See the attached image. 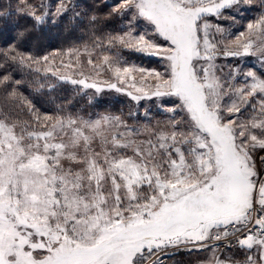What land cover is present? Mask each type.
<instances>
[{"label":"snow or ice","instance_id":"1","mask_svg":"<svg viewBox=\"0 0 264 264\" xmlns=\"http://www.w3.org/2000/svg\"><path fill=\"white\" fill-rule=\"evenodd\" d=\"M240 3L251 0H119L105 19L119 16L123 28L106 32L90 15L88 41L55 70L35 67L47 54L9 50L17 68L82 89L175 100L155 125L81 115L71 102L41 113L18 103L21 81L0 66V264H167L194 250L211 253L201 264H264V71L224 75L215 63L219 54L264 63V14L247 25L256 40L212 22L234 21L223 10ZM76 7L17 0L0 3V19L55 24ZM124 50L163 58L165 71L130 65Z\"/></svg>","mask_w":264,"mask_h":264},{"label":"trees","instance_id":"2","mask_svg":"<svg viewBox=\"0 0 264 264\" xmlns=\"http://www.w3.org/2000/svg\"><path fill=\"white\" fill-rule=\"evenodd\" d=\"M251 1H255V3H243L241 5L243 11L237 12L235 15H227L233 16L234 21L233 19H227L229 22L223 20L221 25L224 27L230 23L229 29L231 31H239L241 27L235 26V20L240 16L238 13L242 14L241 18L247 19L252 18V13L255 12L264 14L262 0ZM33 2H38V0H33ZM44 2L49 4L53 10L57 4V0H44ZM72 2L78 7L59 18L55 24L36 25L32 19L19 14L0 19V66L11 72L13 80L21 81L20 86L16 89L20 96L18 103L30 101L41 113H53L58 105H64L67 108L71 102L70 110L80 112L81 115L90 114L94 117L99 114L111 113L124 117L131 124H139L146 119H165L167 114L161 104L170 102L173 97L147 98L144 101H135L125 93H118L115 90L105 89L101 93H96L95 90H84L67 81L61 82L51 74L44 77L42 72H29L27 69L17 68L9 59L12 55L9 50L12 48H15L16 52L25 55L31 54L33 57H42L47 54L49 59L50 57L67 55L69 49L82 48L91 34L89 32V16L93 14L101 18L97 27L103 28L106 32H119L123 28L125 21L121 17L112 16L105 19L119 0H72ZM0 3L4 5L11 3L15 6L17 0H0ZM74 12H80L81 17L75 18ZM21 33H23L22 36ZM123 56L128 62L145 69L151 68L155 62V66L156 64L161 67L164 66L163 60L157 59L155 55L124 50ZM257 60L260 61L258 63L259 70L264 71V63L259 57ZM44 65H36L35 67L44 68ZM41 84H54L56 87L54 89L48 87L41 89ZM2 96L3 92L0 91V97ZM158 100L161 102L154 105L153 102ZM129 113L133 115L129 117ZM22 116L27 119L26 115L22 114ZM177 254L185 255L180 254V252Z\"/></svg>","mask_w":264,"mask_h":264},{"label":"rangeland","instance_id":"3","mask_svg":"<svg viewBox=\"0 0 264 264\" xmlns=\"http://www.w3.org/2000/svg\"><path fill=\"white\" fill-rule=\"evenodd\" d=\"M251 3H255V1H251ZM245 4H248V3H245ZM241 5H243V3H240L239 5H235L233 6V8L231 9H225L223 10V15L226 17L228 14H234L237 13V12H241L243 10ZM240 16H242L241 13H238ZM262 15L261 13H258V12H255L254 14L252 13V18L250 19H247V18H241L240 16H238L239 18H237L235 20V26H239L241 27V30L237 31H231L229 29L230 27V23H227V25H224V28L226 29H229V31L231 32V39H235V37L239 36L240 33H244L245 35L243 37H241V40L244 41L248 38H251L253 40H256V36L253 35L252 37H249L248 35V30H247V25L249 22H254L256 19L259 18V16ZM251 16V15H249ZM229 18H232L233 16L229 15L227 16ZM223 20L225 19H220V20H216L215 18H213L212 22L213 23H219L220 25L223 24ZM229 22V20H226ZM223 27V25H221ZM257 46L259 45V41L257 40ZM155 57L157 59H162L163 60V63H164V66L161 67L159 66L158 64H156L155 66V63L154 65L149 68L148 70H152V69H155L156 71H159V72H164L165 71V68H166V65H167V61L164 60L163 58L159 57V56H156ZM258 56H254V55H249V56H245L243 58H240V57H231V56H224L223 54H219L217 55L216 57V60H215V63L219 66H221L223 68V74L224 75H227V73L230 71V68L231 67H235L236 65H240L241 68L243 70H247L248 68H253L254 67V70H257L258 72L261 71L259 70V65L258 63L260 61L257 60ZM71 59H73V57H71L69 55V53L67 55H64V56H60V57H50L49 59V62L47 64L44 65V68H47V67H52L54 70L57 66H59L61 64V61H63L64 63H68ZM82 63H84V68H83V71L86 75H89L92 73V69L90 67H88L86 65V59L85 57L81 56L80 57ZM249 59H252V60H249ZM130 65L131 64H134V63H130L128 62ZM139 67V66H137ZM61 73L63 74H66L68 76H70L71 78L73 79H76V78H79L77 74L73 73L72 71H70L69 69H66V68H60L59 69ZM220 73H218L219 75ZM94 75L90 76V79H89V82H91V79H94ZM108 78V74H105L103 76V79H107ZM146 79L149 81V83L151 82L152 78L151 77H146ZM137 81H139V74H137ZM243 81V77L242 76H237L236 80H235V83L237 85H239L240 83H242ZM78 86V85H77ZM143 86L145 88V91H149V87L147 84L145 85H141L139 83H137V87H141ZM81 87V86H80ZM85 90V89H84ZM129 90H132L134 91V89H129ZM91 91H94V90H91ZM112 94V93H111ZM151 98H156V97H151ZM147 99V98H145ZM158 99V98H156ZM175 100V98L173 97L170 102H167V103H164V104H161L163 106V108H166V107H171L172 106V102ZM140 101H144V99L140 100ZM161 101H154L153 104L156 105L157 103H160ZM141 109V108H139ZM95 117V116H94ZM167 119V117H165V119H153V120H148L146 119L144 122H141L139 124H131V125H139V126H143V125H148V124H152V125H155L158 121L159 122H164L165 120ZM258 167H259V163H258ZM180 254H185V255H179V254H176L174 256H171V257H166V261H167V264H201L202 261H206V259L211 255L210 252L208 251H198V250H194V251H180ZM235 254H236V258L239 259V260H243L244 259V253L241 252L240 250H235ZM183 257H185V259H183Z\"/></svg>","mask_w":264,"mask_h":264}]
</instances>
